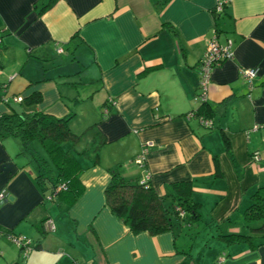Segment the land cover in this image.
Listing matches in <instances>:
<instances>
[{"label": "crops", "instance_id": "obj_1", "mask_svg": "<svg viewBox=\"0 0 264 264\" xmlns=\"http://www.w3.org/2000/svg\"><path fill=\"white\" fill-rule=\"evenodd\" d=\"M217 2L0 0V112L72 115L74 149L89 151L78 157L83 192L68 206L42 192L15 137L0 139V230L25 244L1 234L0 264H264V232L254 230L264 220H244L264 187V0H226L219 13ZM214 35L233 56L201 100L199 62ZM242 68L258 69L251 83ZM37 91L31 107L14 100ZM32 152L46 156L37 141ZM115 168L148 176L165 204L173 184L189 186L199 220L132 232L106 205ZM228 234L243 237H219Z\"/></svg>", "mask_w": 264, "mask_h": 264}, {"label": "trees", "instance_id": "obj_2", "mask_svg": "<svg viewBox=\"0 0 264 264\" xmlns=\"http://www.w3.org/2000/svg\"><path fill=\"white\" fill-rule=\"evenodd\" d=\"M54 1L49 0L42 9ZM164 26L172 29L167 23ZM40 101L41 93L37 91L21 102L31 107ZM71 119L72 115L56 117L41 111H18L11 106L9 111L0 112V139L15 137L20 143L19 154L33 156L38 164L36 179L42 192H49V197L54 194L61 203L68 206L78 200L84 189L80 181L84 168L78 157L89 154L88 150L81 153L75 151L74 146L81 135L71 131ZM35 141L40 143L46 156L34 155L32 143ZM67 143L70 146L65 148ZM93 157L94 163H98V149L93 151ZM110 174L111 179L104 191L106 205L132 232L146 231L157 235L171 230L178 220L187 223L199 220V204L189 197V186L173 184L176 191L170 194L173 202L165 204L166 197L159 196L149 184H141V179L127 180L117 168L110 170ZM46 219L42 221V226ZM244 220L247 223L264 220V187H260L252 196L251 205L245 209ZM254 230L264 232V221ZM4 233L10 238L14 237L0 230V235ZM219 237L234 241L243 236L228 234ZM19 247L22 248L21 245Z\"/></svg>", "mask_w": 264, "mask_h": 264}, {"label": "built area", "instance_id": "obj_3", "mask_svg": "<svg viewBox=\"0 0 264 264\" xmlns=\"http://www.w3.org/2000/svg\"><path fill=\"white\" fill-rule=\"evenodd\" d=\"M226 0H218L214 11L219 13L223 10L224 5L226 4ZM58 51H62L59 49ZM233 56L232 52V42L229 40L225 44H221L217 40V36L214 35L213 38L210 40L208 47L206 48L205 52L203 53L202 57L200 58L199 62V74H200V99L206 100L208 88L211 83V75L213 69L220 66L225 60L231 59ZM241 75L244 79L248 82H252V80L257 76L258 69L257 68H242L240 70ZM14 100L17 102H21L23 100L22 96H15ZM6 101V99L4 100ZM108 112V109H105V113ZM201 122L209 126L210 121L208 119L201 118ZM148 145V144H147ZM147 150V146H144L142 154L136 159L137 163L142 164V160L145 158V152ZM148 176L142 178L140 183H148ZM6 198V192L4 190L0 191V201ZM46 229H53L54 226L50 222H45ZM19 246L21 245L22 248H25V244L23 243L22 238L14 236L12 238ZM27 251V250H26Z\"/></svg>", "mask_w": 264, "mask_h": 264}, {"label": "rangeland", "instance_id": "obj_4", "mask_svg": "<svg viewBox=\"0 0 264 264\" xmlns=\"http://www.w3.org/2000/svg\"><path fill=\"white\" fill-rule=\"evenodd\" d=\"M45 156V155H44Z\"/></svg>", "mask_w": 264, "mask_h": 264}]
</instances>
